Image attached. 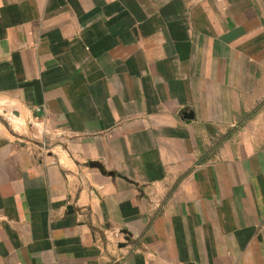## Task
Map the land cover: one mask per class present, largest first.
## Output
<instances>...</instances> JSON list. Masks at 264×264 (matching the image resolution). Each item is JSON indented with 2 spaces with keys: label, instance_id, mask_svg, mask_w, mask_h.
<instances>
[{
  "label": "crops",
  "instance_id": "obj_1",
  "mask_svg": "<svg viewBox=\"0 0 264 264\" xmlns=\"http://www.w3.org/2000/svg\"><path fill=\"white\" fill-rule=\"evenodd\" d=\"M0 101V264H264V0H0Z\"/></svg>",
  "mask_w": 264,
  "mask_h": 264
},
{
  "label": "rangeland",
  "instance_id": "obj_2",
  "mask_svg": "<svg viewBox=\"0 0 264 264\" xmlns=\"http://www.w3.org/2000/svg\"><path fill=\"white\" fill-rule=\"evenodd\" d=\"M13 112L9 105L0 101V133L12 136L16 141L22 143H34L42 149L49 147L45 140L44 132L41 131L39 125H30L28 122L21 121L18 123L19 127L16 128V121L13 119ZM43 132V133H41ZM41 142H44L41 143Z\"/></svg>",
  "mask_w": 264,
  "mask_h": 264
},
{
  "label": "water",
  "instance_id": "obj_3",
  "mask_svg": "<svg viewBox=\"0 0 264 264\" xmlns=\"http://www.w3.org/2000/svg\"><path fill=\"white\" fill-rule=\"evenodd\" d=\"M15 114H17V112H15Z\"/></svg>",
  "mask_w": 264,
  "mask_h": 264
}]
</instances>
